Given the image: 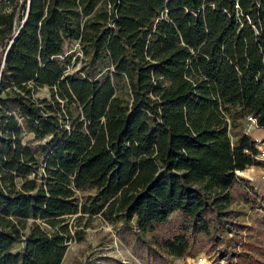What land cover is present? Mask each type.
Segmentation results:
<instances>
[{
	"label": "trees",
	"instance_id": "1",
	"mask_svg": "<svg viewBox=\"0 0 264 264\" xmlns=\"http://www.w3.org/2000/svg\"><path fill=\"white\" fill-rule=\"evenodd\" d=\"M22 17L0 0V264H60L94 217L142 264L217 244L264 264L239 219L264 195L236 173L262 163L243 121L264 131V0H29Z\"/></svg>",
	"mask_w": 264,
	"mask_h": 264
},
{
	"label": "rangeland",
	"instance_id": "2",
	"mask_svg": "<svg viewBox=\"0 0 264 264\" xmlns=\"http://www.w3.org/2000/svg\"><path fill=\"white\" fill-rule=\"evenodd\" d=\"M20 9L21 6L18 10ZM66 50L76 52L77 42L75 40L71 41V43L66 45ZM37 93L39 95H47L48 86H42ZM255 133L259 132L255 131ZM28 143L32 148L37 149L38 141L29 139ZM38 156L40 157V154ZM255 170H259V167H246L243 170L236 171V173L248 178L254 186L255 192L259 195V187L262 181L253 176L252 172ZM246 211L247 213L245 212L246 214L239 217V219L245 225L251 227L250 232L264 246V207L260 206L257 199L255 206L247 208ZM176 217V213L170 216L171 220H174ZM85 230L86 233L83 239H72L68 242L60 264H119V261H134L137 264H142L134 256L132 249L119 238L117 229L101 217H94L91 224ZM19 247L17 245L15 249H19ZM234 250L237 252L239 249L235 247ZM200 252L210 256L212 264H235L237 259L236 253L224 251L221 244H217L209 250L200 249L194 255ZM258 256L263 258L264 252ZM191 258L192 256L165 255L162 264H185Z\"/></svg>",
	"mask_w": 264,
	"mask_h": 264
},
{
	"label": "built area",
	"instance_id": "3",
	"mask_svg": "<svg viewBox=\"0 0 264 264\" xmlns=\"http://www.w3.org/2000/svg\"><path fill=\"white\" fill-rule=\"evenodd\" d=\"M7 1V0H3ZM17 1V8L20 9V12L23 14L21 22L24 19L25 14L27 13L29 0H15ZM7 10L10 9L11 5H5ZM110 6V4H108ZM258 126L256 125L255 117L248 114L243 121V131L250 134L252 140L257 144V152L254 154L255 158H258L262 161L259 165L258 179L262 181V184L259 187V195H264V131L261 130L260 133H255ZM254 188V186H253ZM185 264H212L210 256L206 255L203 252H200L187 261Z\"/></svg>",
	"mask_w": 264,
	"mask_h": 264
},
{
	"label": "crops",
	"instance_id": "4",
	"mask_svg": "<svg viewBox=\"0 0 264 264\" xmlns=\"http://www.w3.org/2000/svg\"><path fill=\"white\" fill-rule=\"evenodd\" d=\"M256 131H258V132L260 133V132H261V129H260V128H257ZM253 166H255V167H260L259 165H252V166H249V168H251V167H253ZM237 171H238V170H237ZM258 172H259V170H255V171L252 172V174H253V176H254L255 178H258ZM239 173H240V172H239Z\"/></svg>",
	"mask_w": 264,
	"mask_h": 264
}]
</instances>
